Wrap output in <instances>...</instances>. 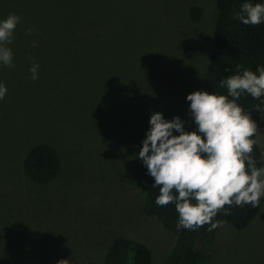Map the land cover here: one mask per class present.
<instances>
[{
    "label": "rangeland",
    "instance_id": "374dc122",
    "mask_svg": "<svg viewBox=\"0 0 264 264\" xmlns=\"http://www.w3.org/2000/svg\"><path fill=\"white\" fill-rule=\"evenodd\" d=\"M14 6L10 13L19 7L29 22L27 29L17 25L6 45L13 65L0 64L8 89L0 100V264L102 262L119 237L145 244L152 264H164L175 237L142 209L136 153L150 111L189 117L185 98L203 89L217 0H14ZM194 8L202 11L199 19ZM56 22L70 31H45ZM34 36L47 42L36 49ZM71 39L91 41L90 52H70ZM257 140L264 153V120ZM37 144L54 147L62 161L58 177L45 184L25 171ZM211 255L209 264H264V205L246 228L219 221Z\"/></svg>",
    "mask_w": 264,
    "mask_h": 264
},
{
    "label": "clouds",
    "instance_id": "9594fccd",
    "mask_svg": "<svg viewBox=\"0 0 264 264\" xmlns=\"http://www.w3.org/2000/svg\"><path fill=\"white\" fill-rule=\"evenodd\" d=\"M244 25L264 23V0H245L235 17ZM22 18L9 13L0 19V64L11 67L13 33ZM30 35L32 30H27ZM36 46V42H32ZM39 65L29 68L31 79H38ZM229 71L228 68L224 69ZM227 93L195 90L186 95L188 112L195 128L186 130V121L179 115L167 119L160 111H150L149 127L141 141L136 157L159 186L155 204H174L177 213L176 230H196L208 224V231L218 224L212 218L223 210L230 214L232 205L250 204L258 207L264 196V167H257L251 155L252 139L257 132L250 113L237 101L243 94L254 100L264 97V65L255 70L232 69V74L219 81ZM0 81V100L7 94ZM264 103V100H262ZM264 157V153H261ZM228 205V208H225ZM57 264H68L61 259Z\"/></svg>",
    "mask_w": 264,
    "mask_h": 264
},
{
    "label": "trees",
    "instance_id": "16d2710c",
    "mask_svg": "<svg viewBox=\"0 0 264 264\" xmlns=\"http://www.w3.org/2000/svg\"><path fill=\"white\" fill-rule=\"evenodd\" d=\"M243 2L245 0H217L218 18L215 29L214 48L202 90L208 92L215 90L221 94H226L227 89L220 88L219 81L225 76L232 74V69L237 68V70L242 71L244 68H249L254 71L257 65H264V23L255 26L240 23L235 17ZM251 2L258 3L261 0H251ZM11 7L15 8L14 0H0V19L7 17L10 13L9 8ZM16 9L17 14L22 18L18 24L19 27L26 28L25 25H28L26 23L29 22V18L22 14V10L19 7ZM51 14L57 16V13ZM191 14L195 19H199L202 11L199 8H194ZM69 21H71V17H68L67 22ZM57 24L56 22L45 31H53L57 35L62 34L67 29L70 31L69 25H64V28H62ZM89 30L90 28L88 27L80 33H87ZM43 38L36 37L35 39L34 36L33 40L36 41V44L47 42ZM50 38H53V36H50ZM70 42L73 45V48L69 49L70 52H90L87 49L91 41L71 39ZM57 43H59L58 40ZM26 54H28V57L31 54V50ZM29 58L31 57L29 56ZM225 68H228L229 71L225 72ZM10 91L16 93L15 91ZM262 100H264V97L260 100H254L250 95L245 93L237 101L249 111L250 118L257 125V132L260 123L264 120V103H262ZM185 121L186 130L191 131L195 128L190 115ZM257 132L251 137L252 139L257 140ZM261 153L259 143L253 145L251 155L256 158V166L258 168L264 167V157L261 156ZM24 165L29 178L36 183L42 184L51 182L57 178L62 169V161L58 151L48 144H37L34 146L28 152ZM146 172V168L140 161L134 169V177L141 189L142 209L146 215L158 219L175 237V245L164 264H209L212 257L211 246L217 236L219 221L229 223L236 229H243L249 226L260 215L263 209L264 196L260 198L258 207L254 208L250 204L242 206L232 205L230 207V214L227 215L224 214L223 210L219 211L212 218L213 222L218 224L212 231H208L209 225L205 224L194 231L182 229L178 232L175 227L177 213L174 204L169 203L165 206L155 204V198L159 195V186H153V178L147 175ZM228 207V205H225V208ZM152 260V251L148 246L136 240L119 237L110 246L102 262H90L88 264H152Z\"/></svg>",
    "mask_w": 264,
    "mask_h": 264
}]
</instances>
